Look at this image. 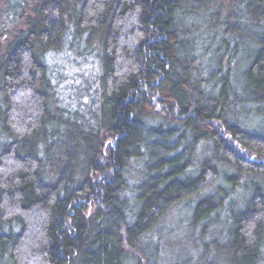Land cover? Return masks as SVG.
Instances as JSON below:
<instances>
[{
  "label": "trees",
  "instance_id": "16d2710c",
  "mask_svg": "<svg viewBox=\"0 0 264 264\" xmlns=\"http://www.w3.org/2000/svg\"><path fill=\"white\" fill-rule=\"evenodd\" d=\"M67 38L86 102L53 81ZM176 249L264 264V0H0V264Z\"/></svg>",
  "mask_w": 264,
  "mask_h": 264
},
{
  "label": "rangeland",
  "instance_id": "374dc122",
  "mask_svg": "<svg viewBox=\"0 0 264 264\" xmlns=\"http://www.w3.org/2000/svg\"><path fill=\"white\" fill-rule=\"evenodd\" d=\"M68 40L69 38L66 39L60 51L49 55L48 64L53 73V81L57 86V92L59 97L61 96V100L64 103H75V99L78 98L80 99L79 101L86 102L95 96L94 91L97 88V73L99 70L97 50L94 48L86 51L81 50L80 47L70 46ZM172 217L171 215L169 218ZM180 217L171 219V223L175 224L174 226H178V221H182ZM170 226L171 224L169 223ZM176 235V237L184 239L183 241L188 238V233L185 229L180 230ZM178 252L176 249L171 255L165 254L166 257L163 259L167 264H175L176 262L181 264L185 259L184 257L177 258L176 253Z\"/></svg>",
  "mask_w": 264,
  "mask_h": 264
}]
</instances>
